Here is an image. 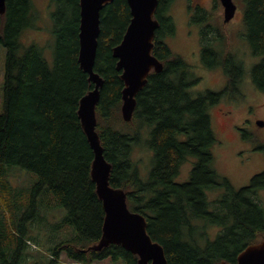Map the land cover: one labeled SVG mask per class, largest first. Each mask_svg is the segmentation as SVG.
I'll return each mask as SVG.
<instances>
[{
	"label": "trees",
	"instance_id": "16d2710c",
	"mask_svg": "<svg viewBox=\"0 0 264 264\" xmlns=\"http://www.w3.org/2000/svg\"><path fill=\"white\" fill-rule=\"evenodd\" d=\"M49 1L51 44L43 48L20 43L25 29H36L31 0H6L0 15V48H5L0 264H58L61 254L77 264L105 259L137 264V256L119 245L92 249L102 235L104 211L90 175L93 151L77 111L94 86L77 61L79 0ZM233 1L241 6L240 37L258 61L246 70L240 57L225 52L212 15L197 8L191 21L203 24L200 61L207 69L220 67L226 84L220 92L193 94L190 89L200 78L164 42L175 34L166 15L173 0H158L153 55L163 68L149 73L129 122L121 117L124 86L112 50L131 14L126 0H113L100 12L94 72L103 86L95 115L103 156L111 164L109 182L126 193L130 211L145 217L147 233L162 246L167 264H236L242 250L264 238V200L259 196L264 171L235 189L214 166L213 148L220 142L209 107L223 98H240L239 86L247 75L264 91V0ZM141 145L152 152L145 174L132 158ZM185 163L190 164L189 179L176 183ZM20 174L27 181L16 179ZM59 208L64 214L53 222Z\"/></svg>",
	"mask_w": 264,
	"mask_h": 264
},
{
	"label": "water",
	"instance_id": "95a60500",
	"mask_svg": "<svg viewBox=\"0 0 264 264\" xmlns=\"http://www.w3.org/2000/svg\"><path fill=\"white\" fill-rule=\"evenodd\" d=\"M5 1L0 0V15L5 12ZM223 9V21H231L237 6L233 0H218ZM113 0H79L80 21L78 33V64L88 75L93 89L84 95L78 106V118L83 133L93 151L90 175L104 211L101 238L94 250L108 245H119L137 256V264H167L162 246L147 233L146 219L132 212L126 203V193L110 185L111 164L103 156L99 135L96 131L95 108L99 101L103 79L94 72L97 39L100 31V12ZM131 20L121 42L112 50L117 60L116 70L123 82L121 117L129 122L135 109L137 94L146 84L151 71H162V63L153 55L154 36L158 27L155 19L158 0H126ZM261 126V123L258 124ZM218 264H231L221 261ZM236 264H264V238L247 246L236 259Z\"/></svg>",
	"mask_w": 264,
	"mask_h": 264
},
{
	"label": "rangeland",
	"instance_id": "374dc122",
	"mask_svg": "<svg viewBox=\"0 0 264 264\" xmlns=\"http://www.w3.org/2000/svg\"><path fill=\"white\" fill-rule=\"evenodd\" d=\"M202 7L212 15L213 26H218L224 41L225 52L236 54L240 57L246 70L258 61L251 56L246 44L240 37L242 30L241 6L234 1L237 10L233 19L223 24V9L215 0H197ZM35 12L38 15L36 29H25L20 35V43L23 48L31 45L44 47L51 44L50 13L53 7L49 0H31ZM185 0H173L166 15L170 16L175 25L174 36L164 39L169 49L180 55L191 67L200 82L190 90L193 94L205 91L220 92L226 84V77L219 67L207 69L200 61L199 32L195 25L189 23ZM45 56L51 61V49L44 48ZM5 61V48H0V113L3 112V70ZM240 98H223L217 104L209 107L213 129L219 138L220 144L213 148L214 166L217 172L226 177L235 189L247 186L255 175L264 171V125L259 126L258 121L264 123V93L258 91L247 75L239 86ZM246 121V122H245ZM245 122L244 124H242ZM245 125V131L242 127ZM133 161L139 170L145 172L152 166L151 150L141 145L132 155ZM188 165V166H187ZM189 167V168H188ZM190 164L185 163L179 170L175 179L176 183H184L189 179ZM21 173H26L21 171ZM16 178L27 181V178ZM31 177V176H30ZM34 177V176H33ZM259 196L264 200V189L259 191ZM214 197V196H211ZM264 205V203H263ZM64 210L59 208L54 212L53 222L60 218ZM58 218V219H59ZM58 264H77L71 262L64 254H61ZM92 264H123V261L105 259Z\"/></svg>",
	"mask_w": 264,
	"mask_h": 264
},
{
	"label": "flooded vegetation",
	"instance_id": "af4514ba",
	"mask_svg": "<svg viewBox=\"0 0 264 264\" xmlns=\"http://www.w3.org/2000/svg\"><path fill=\"white\" fill-rule=\"evenodd\" d=\"M185 2H187L188 4H187V10H189V14H188V19H189V23L190 24H192V25H195L196 27H197V29H198V32H199V34H200V25H202L203 26V24H197V23H193L192 21H191V19H193L194 18V12L197 10V8H201V9H203L204 11H207L205 8H203L202 7V5H201V3L199 2V1H197V0H185ZM219 2V1H218ZM190 7H191V9H190ZM223 22V24L225 25V24H227V23H229V22H227V23H225L224 21H222ZM199 38V37H198ZM220 68V67H219ZM221 69V68H220ZM222 70V69H221ZM259 91V90H258ZM260 92H262V91H260ZM262 93H264V91L262 92ZM246 122V121H245ZM245 122H243L242 124H244ZM259 123H261V126H263L264 125V123L263 122H261L260 120L258 121V124ZM242 127V130H244L245 131V125L244 126H241Z\"/></svg>",
	"mask_w": 264,
	"mask_h": 264
}]
</instances>
